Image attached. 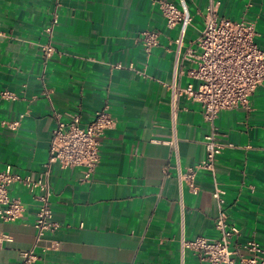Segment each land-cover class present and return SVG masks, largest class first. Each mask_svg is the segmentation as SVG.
Here are the masks:
<instances>
[{
	"label": "crops",
	"instance_id": "0c3cea01",
	"mask_svg": "<svg viewBox=\"0 0 264 264\" xmlns=\"http://www.w3.org/2000/svg\"><path fill=\"white\" fill-rule=\"evenodd\" d=\"M159 0H0V171L37 177L48 159L52 130L59 119L78 114L82 125L107 106L114 127L100 138L99 162L89 178L81 168L51 167L53 216L60 227L40 246L33 264H181L180 239L218 237L212 178L198 171L193 194L177 181L171 139L169 88L177 28H168ZM179 3V0H163ZM218 15L254 23L255 42L264 49V0H214ZM192 16L177 58L178 69L194 66L183 58L203 27L208 0H185ZM57 5L55 53L46 63L40 45L43 28ZM158 33V45L144 50L139 34ZM181 86L198 81L183 73ZM23 114V117L20 115ZM19 121L16 129L4 122ZM176 139L180 163L195 165L205 155L210 128L199 103L181 96ZM215 139L224 145L216 158V180L224 191L237 244L256 240L264 247V81L248 108L221 110ZM23 215L0 219V264H16L34 244L37 201L21 183ZM38 193V190H35ZM6 235L9 240L2 239ZM184 264H201L190 251Z\"/></svg>",
	"mask_w": 264,
	"mask_h": 264
},
{
	"label": "built area",
	"instance_id": "2783aa9c",
	"mask_svg": "<svg viewBox=\"0 0 264 264\" xmlns=\"http://www.w3.org/2000/svg\"><path fill=\"white\" fill-rule=\"evenodd\" d=\"M57 5L52 10L49 23L43 28L45 41L40 45L44 63L55 53L53 42L54 27L58 23ZM219 3L208 0L203 15L201 28L195 44L198 51L187 48L185 56L194 60L195 65L185 70L178 69V56L181 52L186 32L191 26L192 16L185 0L178 4L163 0L158 1V8L165 19L168 28H177L174 39L176 45V61L169 88V114L171 120V139L168 144L174 154L177 181L188 185L193 194H197L195 176L198 171H206L212 178V197L217 203V215L214 227L218 232L216 238L197 236L193 239H180L181 264H184L185 252L190 251L198 258L201 264H264V247L256 240H247L241 244L234 241L238 228L229 222L223 198L224 191L216 180V158L224 145L215 139V119L224 109L238 106H249V98L256 87L264 81V49L255 42L254 23L243 19L231 20L218 15ZM139 40L148 52L158 45V33L152 30H143ZM185 73L196 79L198 84L181 86L180 76ZM181 96L199 103L203 110L204 121L210 132L204 140L205 155L193 166L183 167L180 163L176 139V119L178 101ZM0 97L16 99V95L8 90L0 92ZM56 125L52 130L47 161L37 177L31 174L13 172L10 165L0 171V219L14 221L23 215L24 205L19 197L9 193L12 183H21L37 201V211L33 222L35 229L34 244L20 253L16 264H33L40 258L36 252L54 250L59 247L57 240H51L48 245L40 246L47 234L55 232L60 224L53 216L50 202L51 186L49 176L51 167L81 168L84 178H89L99 162L100 138L114 127L115 119L107 111V106L98 110L94 119L82 125L78 114H71L68 121L59 119L54 112ZM24 115L21 114L20 117ZM10 129H16L18 120L4 122ZM38 190V193H35ZM2 239L9 240L6 235Z\"/></svg>",
	"mask_w": 264,
	"mask_h": 264
}]
</instances>
